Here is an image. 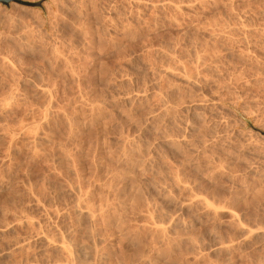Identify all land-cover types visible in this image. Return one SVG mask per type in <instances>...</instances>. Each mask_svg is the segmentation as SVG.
<instances>
[{
	"label": "rangeland",
	"instance_id": "rangeland-1",
	"mask_svg": "<svg viewBox=\"0 0 264 264\" xmlns=\"http://www.w3.org/2000/svg\"><path fill=\"white\" fill-rule=\"evenodd\" d=\"M185 1L0 3V264H264V0Z\"/></svg>",
	"mask_w": 264,
	"mask_h": 264
},
{
	"label": "bare ground",
	"instance_id": "bare-ground-1",
	"mask_svg": "<svg viewBox=\"0 0 264 264\" xmlns=\"http://www.w3.org/2000/svg\"><path fill=\"white\" fill-rule=\"evenodd\" d=\"M181 1V0H180ZM186 1H188V0H186ZM185 1V2H186ZM190 1V0H189ZM194 1V0H193ZM252 1V0H251ZM258 1V0H257ZM191 2H192V0H191ZM190 2V3H191ZM260 2V1H259ZM187 3V2H186ZM189 3V2H188ZM187 3V4H188ZM217 3V2H216ZM250 3V2H249ZM261 3V2H260ZM182 4V3H181ZM186 4V5H187ZM200 4V3H199ZM202 4V3H201ZM200 4V5H201ZM207 4V3H206ZM213 4V3H212ZM185 5V4H184ZM191 5H193V3L191 4ZM213 6V5H212ZM214 6H216L215 4H214ZM222 7V6H221ZM229 7V6H228ZM246 7V6H245ZM225 9V8H224ZM233 9V8H232ZM232 11V10H231ZM204 12V11H203ZM217 12H218V10H217ZM211 14V13H210ZM201 15V14H200ZM214 15V14H213ZM231 16V15H230ZM243 17V16H242ZM237 18V17H236ZM199 21V20H198ZM209 23V22H208ZM229 23V22H228ZM188 25V24H187ZM187 76H189V75H187ZM182 79H184V77L182 78ZM189 79V78H188ZM191 79V78H190ZM186 81V80H185ZM188 81V80H187ZM192 81V80H191ZM189 84V83H188ZM204 99V98H203ZM204 101V100H203ZM195 107V106H194ZM193 107V108H194ZM192 108V109H193ZM209 108H210V106H209ZM194 110H195V108H194ZM211 111V110H210ZM203 112V111H202ZM208 113V112H207ZM204 114V113H203ZM202 114V115H203ZM196 115V114H195ZM209 121V120H208ZM200 128V127H199ZM208 133V132H207ZM213 140V139H212ZM173 143V142H172ZM213 143V142H212ZM175 144V143H174ZM176 146V145H175ZM62 185V184H61ZM69 185V184H68ZM70 187V186H69ZM72 189V188H71ZM43 190V189H42ZM47 193V192H46ZM29 196V195H28ZM78 196V195H77ZM87 197V196H86ZM204 198V197H203ZM36 199V198H35ZM43 199V198H42ZM81 199V198H80ZM206 200V199H205ZM15 201V200H14ZM76 201H78V200H76ZM79 202V201H78ZM202 202V201H201ZM42 203V202H41ZM81 203V202H80ZM79 203V204H80ZM209 203V202H208ZM211 203V202H210ZM209 203V204H210ZM77 204V203H76ZM75 204V205H76ZM209 204H208V206H209ZM30 205V204H29ZM78 205V204H77ZM76 205V206H77ZM89 205V204H88ZM213 205V204H212ZM211 206V205H210ZM221 206V205H220ZM78 207H79V205H78ZM102 207V206H101ZM212 207V206H211ZM215 208V207H214ZM44 209V208H43ZM86 209V208H85ZM84 209V207L83 208H81L80 210L79 209H77V210H79V213H80V215H83V216H85L84 218H86L87 216H89V211L86 209L85 210ZM216 209V208H215ZM214 209V210H215ZM218 209V208H217ZM57 210V209H56ZM30 212V211H29ZM229 212V211H228ZM230 212H232V211H230ZM56 213H57V211H56ZM106 213V212H105ZM234 213V212H233ZM92 214V213H91ZM90 214V215H91ZM236 214V213H235ZM196 215V214H195ZM22 216V215H21ZM82 216V217H83ZM235 216V215H234ZM237 217V216H236ZM87 218H89V217H87ZM91 218V217H90ZM93 218V217H92ZM24 219V218H23ZM33 219V218H32ZM231 219H233V218H231ZM31 220V219H30ZM56 220V219H55ZM29 221V220H28ZM239 221V220H238ZM237 221V222H238ZM19 223V222H18ZM185 223V222H184ZM6 225H7V223H5ZM9 224V223H8ZM21 224V223H20ZM31 224V223H30ZM90 224V223H89ZM182 224V223H181ZM239 224V223H238ZM237 225V224H236ZM8 226V225H7ZM7 226H5V225H3V223H2V227L3 228H0V230L2 229H6L5 227H7ZM54 226V225H53ZM10 226H8L7 228H9ZM40 227V226H39ZM183 227V226H182ZM241 227V226H240ZM243 227H244V225H243ZM248 229V228H247ZM1 230V231H2ZM1 231H0V233H1ZM5 231V230H4ZM71 231V230H70ZM60 232V231H59ZM5 233V232H4ZM43 233V232H42ZM251 233V232H250ZM3 234V233H2ZM62 234V233H61ZM249 234V233H248ZM246 236H247V234H246ZM250 237H251V235H249ZM22 237V236H21ZM55 237V236H54ZM49 237L47 236H45V234H39V233H36L35 234V239L38 241V242H40L41 244H42V246L44 245V247L46 246V247H49V249L51 248V250H54V251H60L61 253H63V260H52V259H50V258H48V259H46V261L47 262H49V264H83V262L85 261H88V260H86V259H88V257L92 254H90V252H89V250H88V246H86L85 244H80V243H78L76 240H74L73 238H70V237H66V236H64V235H60V237H58V238H56V239H48ZM262 238V237H261ZM34 239V238H33ZM30 240V239H29ZM196 240V239H195ZM244 240V239H243ZM20 241V240H19ZM37 242V243H38ZM92 242V241H91ZM16 243H17V246H21V245H18V241H16ZM22 242H20V244H21ZM191 243V242H190ZM39 244V243H38ZM233 244V243H232ZM28 245V244H27ZM16 246V247H17ZM23 246V245H22ZM223 246V245H222ZM45 247V248H46ZM20 248V247H19ZM22 248V247H21ZM198 251V250H197ZM95 254V253H94ZM230 254V253H229ZM92 256V255H91ZM93 257V256H92ZM91 257V258H92ZM202 257V256H201ZM30 258V257H29ZM29 258H27V257H25V259L24 260H21L20 261V264H39V263H36V262H34V260L32 259H29ZM205 258V257H204ZM36 261V260H35ZM198 261V260H197ZM221 262V261H220ZM41 263V262H40ZM3 264H6V263H3ZM47 264V263H46ZM84 264H86V263H84ZM212 264V263H211Z\"/></svg>",
	"mask_w": 264,
	"mask_h": 264
},
{
	"label": "water",
	"instance_id": "water-1",
	"mask_svg": "<svg viewBox=\"0 0 264 264\" xmlns=\"http://www.w3.org/2000/svg\"><path fill=\"white\" fill-rule=\"evenodd\" d=\"M9 1H10V0H0V3H2V4H5V5H6V4H8V3H9Z\"/></svg>",
	"mask_w": 264,
	"mask_h": 264
}]
</instances>
